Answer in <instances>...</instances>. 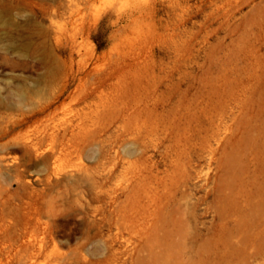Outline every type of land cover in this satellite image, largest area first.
Wrapping results in <instances>:
<instances>
[{"label": "rangeland", "instance_id": "1", "mask_svg": "<svg viewBox=\"0 0 264 264\" xmlns=\"http://www.w3.org/2000/svg\"><path fill=\"white\" fill-rule=\"evenodd\" d=\"M105 7L0 0V264H264V0Z\"/></svg>", "mask_w": 264, "mask_h": 264}, {"label": "bare ground", "instance_id": "2", "mask_svg": "<svg viewBox=\"0 0 264 264\" xmlns=\"http://www.w3.org/2000/svg\"><path fill=\"white\" fill-rule=\"evenodd\" d=\"M1 19H2V16L0 14V21H1ZM86 85H88V84H86ZM65 122L70 123L71 120L65 119ZM70 125L73 126V124H70ZM68 128H70V127H68ZM65 129H67V127ZM89 130L90 129L88 126V131ZM64 132H65V130H64ZM75 137L76 136H74L73 130H71V134L69 136H67L66 134H63L61 140H59V143L57 142L58 145H56V149H55V151L57 152V155H56V157L52 163H53L54 171L57 172L58 174L60 172H62L63 168H64L63 164L58 163V161H60V160H63L65 162V165H67L68 167H71L72 168L71 171L73 169H77L80 166V161H79L80 157H81L80 145L78 143H76ZM55 142H56V140H55ZM87 145L88 146L90 145L89 140L87 142ZM91 168H92L91 164L88 161V164L86 165V171H87L88 176H89L88 179H90ZM60 181H61V179L56 180V182H60Z\"/></svg>", "mask_w": 264, "mask_h": 264}, {"label": "clouds", "instance_id": "3", "mask_svg": "<svg viewBox=\"0 0 264 264\" xmlns=\"http://www.w3.org/2000/svg\"><path fill=\"white\" fill-rule=\"evenodd\" d=\"M100 2L107 7H105L100 15L97 16V25L99 21L102 19V17L109 11H112L113 17L117 18L120 17L122 18L124 15H126L130 10L131 6L133 4H138V5H144L148 6L151 4L152 0H100ZM110 24L112 21L109 22Z\"/></svg>", "mask_w": 264, "mask_h": 264}]
</instances>
